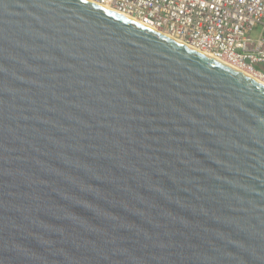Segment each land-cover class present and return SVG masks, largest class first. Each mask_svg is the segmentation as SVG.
I'll return each mask as SVG.
<instances>
[{
    "label": "water",
    "instance_id": "95a60500",
    "mask_svg": "<svg viewBox=\"0 0 264 264\" xmlns=\"http://www.w3.org/2000/svg\"><path fill=\"white\" fill-rule=\"evenodd\" d=\"M87 0H0V264H264V86Z\"/></svg>",
    "mask_w": 264,
    "mask_h": 264
},
{
    "label": "built area",
    "instance_id": "2783aa9c",
    "mask_svg": "<svg viewBox=\"0 0 264 264\" xmlns=\"http://www.w3.org/2000/svg\"><path fill=\"white\" fill-rule=\"evenodd\" d=\"M87 1L246 73L264 86V0Z\"/></svg>",
    "mask_w": 264,
    "mask_h": 264
},
{
    "label": "bare ground",
    "instance_id": "6f19581e",
    "mask_svg": "<svg viewBox=\"0 0 264 264\" xmlns=\"http://www.w3.org/2000/svg\"><path fill=\"white\" fill-rule=\"evenodd\" d=\"M238 72H239V71H238ZM240 73H241V72H240ZM242 74L246 75V73H243V72H242ZM246 76H247V75H246ZM247 77H249V76H247ZM249 78H250V77H249ZM251 80H253V79H251ZM253 81H254V80H253Z\"/></svg>",
    "mask_w": 264,
    "mask_h": 264
},
{
    "label": "rangeland",
    "instance_id": "374dc122",
    "mask_svg": "<svg viewBox=\"0 0 264 264\" xmlns=\"http://www.w3.org/2000/svg\"><path fill=\"white\" fill-rule=\"evenodd\" d=\"M257 36H258L257 34H254L253 38H257Z\"/></svg>",
    "mask_w": 264,
    "mask_h": 264
}]
</instances>
